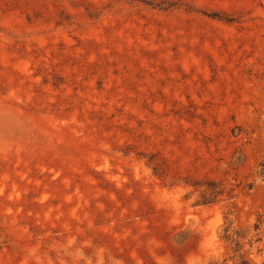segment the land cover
I'll list each match as a JSON object with an SVG mask.
<instances>
[{"label":"rangeland","instance_id":"obj_1","mask_svg":"<svg viewBox=\"0 0 264 264\" xmlns=\"http://www.w3.org/2000/svg\"><path fill=\"white\" fill-rule=\"evenodd\" d=\"M0 264H264V0H0Z\"/></svg>","mask_w":264,"mask_h":264},{"label":"trees","instance_id":"obj_2","mask_svg":"<svg viewBox=\"0 0 264 264\" xmlns=\"http://www.w3.org/2000/svg\"><path fill=\"white\" fill-rule=\"evenodd\" d=\"M227 232H228V231H227ZM227 238L230 240V235H229V234L227 235Z\"/></svg>","mask_w":264,"mask_h":264}]
</instances>
